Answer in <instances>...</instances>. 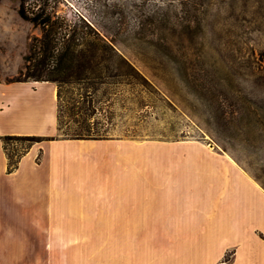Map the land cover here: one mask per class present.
Returning <instances> with one entry per match:
<instances>
[{"label": "rangeland", "instance_id": "1", "mask_svg": "<svg viewBox=\"0 0 264 264\" xmlns=\"http://www.w3.org/2000/svg\"><path fill=\"white\" fill-rule=\"evenodd\" d=\"M18 6L0 0V42L12 44L2 51L25 72L31 37L42 29ZM56 10L80 32L79 16L92 23L133 70L106 69L104 81L56 71L62 129L33 145L96 139L119 152L113 169L85 168L83 178L76 161L66 162L65 178L52 185L61 195L52 232L34 227L51 219L47 168L62 151L48 148L36 168L31 148L11 176L0 160V264H264V210L235 179L216 185L209 162L225 165L206 156L223 154L264 191V0H57ZM87 129L98 137H75ZM28 144L6 146L16 158ZM130 167L137 183L127 192L136 199L119 206L114 186ZM103 191L108 199L84 200L82 210L68 197ZM71 202L77 216H68Z\"/></svg>", "mask_w": 264, "mask_h": 264}, {"label": "crops", "instance_id": "2", "mask_svg": "<svg viewBox=\"0 0 264 264\" xmlns=\"http://www.w3.org/2000/svg\"><path fill=\"white\" fill-rule=\"evenodd\" d=\"M3 46H6L9 52H11L13 48L11 43L6 42L5 44H2L0 42V137L7 134H35L41 136L57 135L59 131L57 85L52 81H6V77L15 76L18 74L21 67V60L19 58H12L9 61L8 55L2 51ZM114 144H109V142H104L103 140L96 139H55L47 140L40 145H33L31 147L35 150L34 157L36 156V154L38 156L41 149L43 150V157L41 161H36L37 156L34 159V166H36V168H40L45 165V158L48 148L57 147L58 150L62 151V154L54 155L51 158L47 168L48 173L46 176L49 190L45 195V207L47 210L46 214L51 217V219L48 220L49 222H47V224L41 223L40 221L36 220L34 227L35 231H54V227H56L57 224L56 219L57 217L61 216V212L58 213L57 211L58 205L56 204V200L60 199L59 197L61 195L52 190V185L63 179V177L65 178V171H60L61 169L64 170V168L67 167L69 163L66 162L70 161L71 159L73 160V162L76 161L75 163H72L73 165H75V168L77 166V168L81 169L82 172H79L80 178H83L81 175L85 174V168L91 167L97 170L100 166H106L109 164L110 168L113 169L116 163L115 161H111V159L114 158L115 154L119 152H114L118 148V145H116V143ZM105 148H109V150L104 153ZM30 150L21 157L18 167L14 171L8 172V158L4 147V142L0 138V160L4 165L3 171L5 175L11 176L12 174H15L23 165ZM75 150H77V152H80V154L77 152L74 153ZM96 150H101V152L103 153H97L96 155ZM206 153L207 157L217 159L225 165L224 167L222 166L220 168L212 164V161H208L210 165V169L208 170L209 176H214L216 180L220 181L217 182L216 185L220 184L223 185L222 187H224L231 183L233 179H235L237 187H240L241 189L242 186L245 185L248 188L249 192L252 193L254 199H256L258 203H260V207L264 210V191L258 184L251 180L248 176H245L239 170V168L232 162H230L227 158H225L223 154L219 152L213 153L209 151H207ZM201 158L202 157H200V159ZM111 162L113 164H111ZM111 165H113V167ZM218 169H225L223 176L221 174L220 176H216V170ZM126 174L127 175H124V177H118V185L114 186V188L118 191H115L112 194L113 200H117V202H119V206H121L123 202L127 201V198L136 199L135 195H131L127 192L128 190L131 191L132 186L130 184L132 182L135 183L134 190H136L135 185L137 183V177L135 169L130 167L128 173ZM108 185H110V183ZM14 194L18 197L24 195H21L20 192ZM68 197L70 198V201L71 199L75 198L79 199V210H82L85 209V205L81 203L82 201H103L108 199L110 196L109 193L107 195V193L103 191L92 193L89 195L70 194ZM68 207V216H77V212L72 211L74 208V204L72 202L68 205Z\"/></svg>", "mask_w": 264, "mask_h": 264}, {"label": "trees", "instance_id": "3", "mask_svg": "<svg viewBox=\"0 0 264 264\" xmlns=\"http://www.w3.org/2000/svg\"><path fill=\"white\" fill-rule=\"evenodd\" d=\"M18 12L22 18L42 29V34L33 35L30 42V52L26 55L25 72L7 77L6 81H60L56 71L67 74L70 69L78 70L79 74L87 72L94 75L97 80L103 79L108 74L106 69L117 68L115 76H124L133 70L132 64L120 54L101 33L87 22L83 16L79 20L84 22L85 31H78L76 21L68 19L56 10L57 0H18ZM187 2H185L186 4ZM79 35V36H78ZM51 65H55L51 68ZM127 69H123V68ZM65 77V75L63 76ZM1 79V77H0ZM104 81V80H101ZM59 129H62L61 126ZM68 136V133H65ZM76 138H97L98 135L80 130ZM4 142L8 158V172L14 171L36 141L53 139L51 136L35 134H7L0 137ZM11 139L27 140L29 144L22 153L15 157L8 151L6 144ZM42 151L39 152V161Z\"/></svg>", "mask_w": 264, "mask_h": 264}]
</instances>
